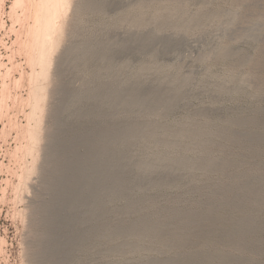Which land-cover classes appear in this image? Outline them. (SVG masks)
I'll list each match as a JSON object with an SVG mask.
<instances>
[{
	"label": "rangeland",
	"instance_id": "1",
	"mask_svg": "<svg viewBox=\"0 0 264 264\" xmlns=\"http://www.w3.org/2000/svg\"><path fill=\"white\" fill-rule=\"evenodd\" d=\"M38 2L0 0V264H264V0H57L42 41ZM55 132L115 133L121 191L61 211Z\"/></svg>",
	"mask_w": 264,
	"mask_h": 264
},
{
	"label": "bare ground",
	"instance_id": "2",
	"mask_svg": "<svg viewBox=\"0 0 264 264\" xmlns=\"http://www.w3.org/2000/svg\"><path fill=\"white\" fill-rule=\"evenodd\" d=\"M55 2L57 4V0H39V2H38L39 13H40V21L39 22L41 23V29H39V31H37L36 34H37V38L39 39V41H42L43 37L46 34H48V35L51 34V32H50V25L52 22L51 16L54 14L51 15L50 12L53 11V9L55 8L54 7ZM20 3H21V0H19L18 4L20 5ZM56 8H57V6H56ZM47 45H49V44H47ZM38 46H40V44ZM38 49H39V47H38ZM46 49L48 51L49 46H47ZM46 49H44V54H45ZM48 53H49V51H48ZM46 55H47V53H46ZM71 55H73V54L71 53ZM45 56L43 58H45ZM34 61H35V59H34ZM43 61H44L43 63H45L44 59H43ZM32 64H34V63H32ZM45 64H43V65L45 66ZM42 68H41L40 73L45 71ZM40 73H39V76H41ZM43 74L44 73H42V75ZM38 80H39V78H38ZM36 83H38V81ZM67 90H69V87ZM65 91H64V93L70 92V91H67V92H65ZM86 92H88V91H86ZM112 94H115V93H112ZM125 94L128 97L127 99H129V97H130V100L132 99L131 100L132 102H134L136 100V98L134 96H132L128 93H125ZM93 95H91V96H93ZM66 96H68V93ZM88 96H90V95H88ZM73 97H74L73 101H75L78 97V94L73 93ZM82 97L84 98V96H82ZM86 98L90 100L89 97H86ZM113 98H114V96H113ZM102 99H106V98H102ZM108 99H109V96H108ZM110 99H112V98L110 97ZM121 100H124V98L123 99L121 98L120 101ZM92 101H93V99H92ZM120 101L118 103H120ZM60 104H63V103H60ZM33 106H36V105H33ZM58 106H60V105H58ZM61 107H62V109H64V107H66V105L64 107H63V105H61ZM61 107H58L57 111ZM54 120H55L56 125H58L59 119L56 118ZM54 134L56 135V136H54V141H55V145H54L55 160H54V162L56 164V173H57L58 177L62 179L60 181H57V189H56V192L59 194V198H58L59 200H57V204L59 205V208L61 211L65 212V213L70 212V213H73V215H75V213L77 214L78 208H76V210L73 211L71 207H75L78 205L82 206V207H86L87 209L91 210L94 206L93 201H95L97 203L98 201L101 200V197H103V196H101L102 195L101 192H102V190H104L106 188V186H107L106 183H108V182L112 183V185H114L115 188L119 186L116 192L121 191V186H122L121 176H123V172H125L124 168H122L119 164L114 162L115 160L114 161L113 160H105V158L102 157L103 156L102 150L107 149L106 152L107 151L109 152L108 147L110 146V142H108V144H107V140H108V138L112 139V137H104V136L101 137V135L109 134V135L115 136V133H113V132H100L98 135L94 136L93 139L95 141L93 139H91L92 140V145H91L92 147H90V149H87L86 152L84 153V157L87 159H90L91 161H89V162L85 161V162H79V163L75 160V157L76 156L83 157V156L78 153L79 151L77 150V144H74V143H68L67 144V143H65V140H63L59 136V134H57L56 132ZM66 140H68V139H66ZM104 144H106L105 145L106 148L103 147ZM65 151H66V153H65ZM68 153H69V155H68ZM61 163L64 164L65 166L67 165L69 168L68 169V175L66 177L61 172V169L58 168L59 164L61 165ZM73 176H74V179L71 178ZM72 185H74V186L76 185L74 187V189H73ZM77 188L80 190V192H79V190H76ZM69 189L73 190V194H71L70 191H69V193L66 192V190H69ZM76 193H78V194L75 195ZM85 196H86V198H85ZM85 199H88V201H86ZM41 205H43V204H40L39 207H42ZM44 205H46V204H44ZM84 209L85 208H83V210ZM43 228H45V227H43ZM49 239L51 240L50 241L51 243H54L55 248L60 247V245H61L60 244L61 243L60 238L50 236ZM70 240H72V239H70ZM44 245L45 244H43V246ZM42 248H44V247H42Z\"/></svg>",
	"mask_w": 264,
	"mask_h": 264
},
{
	"label": "water",
	"instance_id": "3",
	"mask_svg": "<svg viewBox=\"0 0 264 264\" xmlns=\"http://www.w3.org/2000/svg\"><path fill=\"white\" fill-rule=\"evenodd\" d=\"M72 179H74V176L73 177H71ZM76 186V185H75ZM74 185H72V187H73V189H74V187H75ZM76 190H79L78 188L76 189ZM69 191L71 192V194H73V190H66V192H68L69 193ZM79 192H80V190H79ZM78 193H76L75 195H77ZM85 198H86V196H85ZM76 199V198H75ZM86 201H88V199H85ZM72 208V210L74 211V210H76V206L75 207H71Z\"/></svg>",
	"mask_w": 264,
	"mask_h": 264
}]
</instances>
